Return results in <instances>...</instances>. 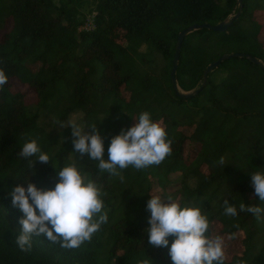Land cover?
<instances>
[{
	"label": "trees",
	"instance_id": "1",
	"mask_svg": "<svg viewBox=\"0 0 264 264\" xmlns=\"http://www.w3.org/2000/svg\"><path fill=\"white\" fill-rule=\"evenodd\" d=\"M263 9L264 0L241 6L238 0H0V69L8 76L0 89V264H173L168 248L149 244L144 232L151 194L201 205L213 235H241L238 251L225 242V264H264V222L239 212L241 202L264 207L250 176L264 171V66L230 58L202 85L207 65L223 53H250L264 62L262 24L255 19ZM239 11L224 32L202 28L185 36L177 81L185 91L201 90L178 96L171 70L179 32ZM116 29L125 31L126 42L113 38ZM15 81L28 85L36 101L14 90ZM143 111L163 124L172 154L158 166L121 170L123 181L101 173L87 154L73 153L71 126L57 125L73 118L91 132L96 124L107 159L111 138ZM29 139L50 156L48 163L18 156ZM187 145L199 148L187 152ZM75 158L106 193L108 222L78 249L33 236L31 251H21L15 240L23 213L9 193L17 184L27 188L26 177L54 188L56 171ZM226 198L237 217L223 214Z\"/></svg>",
	"mask_w": 264,
	"mask_h": 264
},
{
	"label": "clouds",
	"instance_id": "2",
	"mask_svg": "<svg viewBox=\"0 0 264 264\" xmlns=\"http://www.w3.org/2000/svg\"><path fill=\"white\" fill-rule=\"evenodd\" d=\"M7 83L8 76L0 69V89ZM134 120L133 126L122 129L111 138L107 159L104 157V140L96 124L91 125V132L84 131L85 126L72 118L57 125L71 126L73 153H79L81 157L87 154L90 161L97 162L96 167L101 173L107 172L123 181L121 170L132 167L139 171L158 166L172 154V140L168 138L165 127L152 119L150 112L143 111ZM18 156L25 159L35 157L41 163L51 160L36 139L26 140ZM35 159L30 161V167ZM77 161L75 158L59 170L53 165L58 178L54 188H39L26 177L27 188L17 184L9 193L12 205L23 213L15 240L21 251H31L33 236H43L64 249H78L85 242H90L101 225L108 222V210L103 200L106 193L96 180L82 171ZM217 163L223 168L226 165L223 158ZM250 176L255 195L264 202V171L252 172ZM223 208L227 217H237L239 212H246L257 221L264 222V207L261 205L241 202L238 212L236 205L226 198ZM146 210L150 212L149 226L144 229L148 243L168 248L173 264H225V237L213 235L211 221L201 205H182L171 194H151ZM236 235L235 232L230 233L228 238L235 239ZM169 237H174L170 246ZM237 264H244V261L238 260Z\"/></svg>",
	"mask_w": 264,
	"mask_h": 264
},
{
	"label": "water",
	"instance_id": "3",
	"mask_svg": "<svg viewBox=\"0 0 264 264\" xmlns=\"http://www.w3.org/2000/svg\"><path fill=\"white\" fill-rule=\"evenodd\" d=\"M243 0H238V4L241 6L242 5ZM240 15V11L235 13V14H230L228 17H226L225 19H223L222 21L218 22L217 24H211L208 22L205 23H194L190 26L185 27L183 30H181L178 34V38H177V42H176V47H175V55H174V59H173V67L171 70V78H172V82L174 85V89L175 92L178 96L183 97V98H191L193 96H196L200 90H201V86H198L192 90L189 91H185L183 90L177 81V77H176V71H177V67L179 64V57H180V52H181V46L182 43L184 41V38L186 35H188L189 33H191L194 30L197 29H202V28H208V29H212L218 32H224L226 30H228L231 25L233 24L234 20L236 18H238ZM234 57H247L249 60H251L252 62L256 63V64H260L262 66H264V62L259 59L257 56H254L250 53H245V52H226L223 53L217 60L211 62L210 64L207 65L204 73H203V83L202 85H204L207 81L208 78V74L213 71L215 68L219 67L223 61L230 59V58H234Z\"/></svg>",
	"mask_w": 264,
	"mask_h": 264
},
{
	"label": "rangeland",
	"instance_id": "4",
	"mask_svg": "<svg viewBox=\"0 0 264 264\" xmlns=\"http://www.w3.org/2000/svg\"><path fill=\"white\" fill-rule=\"evenodd\" d=\"M255 19L262 24V31L260 33V39L264 42V9L259 10L255 13ZM91 26L92 25L89 24V27H91ZM9 27H10V23L7 25V28H9ZM112 36L116 41H118L120 43L126 42L125 31L123 29L114 30L112 32ZM13 89L24 92L28 100L36 101V99H37L36 93L28 85H22L19 82L15 81V82H13ZM162 126H163V124H162ZM198 148H199V145L198 146H192V147L187 145L186 151L188 152L189 150L192 149L193 152H196L198 150ZM177 176H178L177 174H173L171 177L174 179ZM154 190H156V189H154ZM224 237H225L226 243H232L233 244L234 251H238L241 249V239H242L241 235H239L236 239H229L228 236H224Z\"/></svg>",
	"mask_w": 264,
	"mask_h": 264
}]
</instances>
